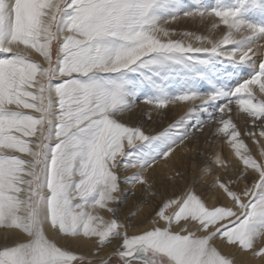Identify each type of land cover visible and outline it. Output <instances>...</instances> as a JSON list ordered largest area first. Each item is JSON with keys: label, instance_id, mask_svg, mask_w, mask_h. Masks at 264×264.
<instances>
[{"label": "snow or ice", "instance_id": "snow-or-ice-1", "mask_svg": "<svg viewBox=\"0 0 264 264\" xmlns=\"http://www.w3.org/2000/svg\"><path fill=\"white\" fill-rule=\"evenodd\" d=\"M181 15L214 17L220 23L210 31L222 25L225 34L170 30ZM257 15L264 17V0L211 6L195 0L192 8L181 0H0V227L27 238L0 249V264H109L58 246L46 226L65 238L94 240L93 255L119 240L117 264H234L214 241L264 258V159L253 158L231 115L235 105L250 118L253 142L256 129L264 137V19L250 18ZM244 69L248 76L237 86L222 82L230 70ZM173 78L182 82L175 94L166 85ZM196 81H206L208 90H198ZM138 85L152 90L142 102L158 112L179 102L193 107L147 135L118 120L136 107ZM214 121V135L226 138L235 163L218 153L202 170L210 175V164L235 173L212 183L228 204L209 207L186 188L161 201L150 222L163 226L132 236L117 219L98 214L115 215L110 205L122 202V183L150 191L147 170L177 148L191 151L187 142ZM257 146L264 158V146ZM122 168L139 171L121 181Z\"/></svg>", "mask_w": 264, "mask_h": 264}, {"label": "rangeland", "instance_id": "rangeland-1", "mask_svg": "<svg viewBox=\"0 0 264 264\" xmlns=\"http://www.w3.org/2000/svg\"><path fill=\"white\" fill-rule=\"evenodd\" d=\"M181 2L186 8H192L195 0H181ZM200 2L203 4L211 6V5L216 3V0H200ZM235 2H236V0H225V3H227V4H233ZM250 18L254 19V20L264 19V17H260L258 15L252 16ZM214 22L220 23L214 17H208V18L201 20L199 17L186 18L183 15H181L180 18H178L174 22L168 24L167 27L170 30H175L176 32L187 31V32L202 35L205 37L211 36L212 38L215 39V38H219L223 34H225L226 29L221 25L214 32L210 31L211 26ZM172 39L173 40H185V38L181 35L172 36ZM185 43H193L194 45L198 46V44L195 40H185ZM259 43L264 44V40L259 41ZM257 60H259V57H257ZM215 70L217 72H224V68L220 64L215 65ZM230 71H232V76L230 78L222 81L229 88L237 86L238 83L242 82V80L247 78V76H248V70L247 69L230 70ZM132 79L134 81H136L138 84L139 77L133 76ZM198 84L196 81L194 86L196 88H197V85L200 86V87H198V88H200V91L203 92V91L208 90V84L206 81H198ZM166 85L168 86V91L172 94H175L178 91L182 90V87H181L182 82L179 78L169 79L168 81H166ZM202 86H204V87H202ZM138 87H139V96H138V99L136 102V107H134L131 111L120 115L118 117L119 122L123 123L125 126H128V127H140L141 130L144 131L145 134H147V135H157L158 133L167 129L172 123H174L175 121H177L181 118V116L179 118L175 117V116H173V117L170 116L168 119H166V117H161V116H160V118L159 117L152 118V116L149 114L154 112V111H157V110H154L150 105L144 104L142 102L144 97L153 95L152 90L147 88V87H140L139 85H138ZM257 94H258V90H257ZM220 103H223V102L221 101ZM175 107H176L175 105H170L166 109H169V111H173L172 109ZM191 107H193V104H190L188 106L189 109ZM26 111L29 112V110H26ZM212 111L215 114V109H213ZM187 112H188V110L185 112V114H183V116H185L187 114ZM231 115H232V118L234 120V123L237 124V127L241 132V137L239 139L243 140V142L245 144H248V145L250 143H252L253 140L246 134V130L252 129V124L250 122V118H247L246 114H244V113L237 114V109H236L235 105L232 106ZM201 118L204 120L208 119V117L206 115L202 116ZM246 120L248 121L247 124L245 123ZM212 123L217 126L215 121ZM256 133H259V129H256ZM203 134H204V132H197L196 135L193 137V139H195L197 135H203ZM214 138L217 141L227 143L226 138L223 135H220L219 137L214 136ZM262 138L264 139V137H262ZM256 139H258L257 134H256ZM125 150L128 151L129 149L126 148ZM201 152H202V150H201ZM201 152L199 153L200 161L205 162V163L209 162L212 155L209 153H207V155H205L204 152H202V153ZM183 155H185V157L187 159V160L185 159V161H186L185 169H186L187 176L190 178L195 177L194 187H196V188L199 186H201L203 188L204 187L207 188L209 186V188H207V191H204L202 193L203 195L207 194L206 192H209L212 190V183H213L212 179H209L208 176L204 175V173L201 171V169L197 170L196 167H192V165L189 163L190 160H192L191 159L192 157L190 156L189 152L187 154L183 152ZM164 163H166L165 160H160L156 165H154L153 168L147 170V172L145 173V176H147V173L150 171L157 172L159 167H161ZM166 167H168V166L166 165ZM138 171H139V169H136V168H130L127 170H124L122 168L120 170L121 181H123L126 177L133 176ZM192 172H193V174H192ZM180 174L181 173L179 172V175ZM179 175H178V173L173 172V176L165 177L164 183L162 184V182H160L161 185H159L158 188H155L153 190V192L156 193L155 196L150 194L151 191L145 192V190H146L145 186L140 185L138 183L134 186L128 185V184H123V183L121 184V187L123 189H125L126 191L123 194L122 202H119V203H116L113 205V208L116 209V213H115V215H113V217H114V219H117L119 223L123 224L127 228L129 236L140 234L143 231L151 229L152 227L159 226V225H153V224H151V226H148V225H145L144 222H142L143 224L142 223L140 224L139 221L145 220V221L149 222L153 218H155L154 213L156 211H158V206L161 204V201H163L166 198V195L168 194V192L171 191L170 187L172 185L176 186L177 182L179 184L180 181L181 182L183 181V179L180 178ZM193 181L194 180L190 179L189 183L191 184V183H193ZM163 186H165L166 188L161 189V187H163ZM240 188L241 189L243 188L242 184L240 185ZM164 192H165V194H164ZM205 196H206L205 200H207L209 202L208 194ZM215 199L217 200V197L214 198V200ZM144 211L145 212L147 211L148 214L143 213ZM150 213H153V214L149 217L148 215ZM121 231H123V229H121ZM190 231L195 232L196 230H195V228H192V230L190 229ZM113 243H115L114 244L115 249L113 252V253H115V252H117L118 245L121 242L119 240H117V241H113L112 243H110L108 245L112 246ZM218 243L221 244L219 241H218ZM113 253L110 256H107V257L102 258V259H108L109 264H117V259L113 255ZM236 253H237V250L234 251V249L232 248L231 255L228 256L230 259L234 260V264H238L235 262V259H234L236 256ZM98 260H100V259H98ZM93 261H97V260H93ZM262 262H264V258H262Z\"/></svg>", "mask_w": 264, "mask_h": 264}, {"label": "bare ground", "instance_id": "bare-ground-1", "mask_svg": "<svg viewBox=\"0 0 264 264\" xmlns=\"http://www.w3.org/2000/svg\"><path fill=\"white\" fill-rule=\"evenodd\" d=\"M70 2V0H69ZM31 59L36 60L37 62L40 63H44L43 59L36 53H32ZM198 84V81H197ZM199 85V84H198ZM197 85V89L200 90V86ZM207 86V85H206ZM204 87V86H202ZM200 102L196 101V104L198 105ZM192 104V102H179L177 103L175 106V108H173V111H169V109H163L158 111H154L152 113H150L149 115L152 116V118H157L160 116L161 117H166V119H168L170 116L173 117H182L183 114H185V112L187 110H189L188 106ZM14 107V106H13ZM171 110V109H170ZM25 112V110H23ZM143 113V112H142ZM29 114L32 115H36V113H31L29 110ZM163 120V119H162ZM217 126L213 123L208 124L205 126L204 128V134L203 135H197L195 139H192L190 141L187 142L186 147L192 149L191 151H185L183 148H177L176 152L168 158V161H166V163H164L161 167H159L158 171H150L147 173L146 179H148V182L152 185L151 188V192H153V190L155 188H158L159 185H161L160 182H162V184L165 181V177H170L173 176V172L175 173H181L179 176L180 178L183 179V181L177 182V185L174 186L172 185L170 187L171 191L168 192V194L166 195V198H175L178 197L180 195L183 194V191L186 188H193L195 189V191L197 192L198 195H200L204 201L206 202V204L209 207H213V206H221L223 204H228L229 201H227L224 196L223 193L218 190V189H213L209 192H206L209 196L208 200H205V195L207 194H202L204 191H207V188H209V186L207 188H203L201 186L199 187H194V182H195V177H188L187 173H186V169H185V155H183L184 153H190V156L192 157L190 160V164L192 165V167H196L197 170L201 169V171L204 173V175L208 176L209 179H212V182L214 181V179H216L217 176H219L222 179H226V177L228 175L231 176H235V173L232 172L231 168H229L228 172L225 173V171L221 168H219L218 166L215 165H209L212 169L211 174L208 175L205 173V171L202 170V166L205 165V162L200 161V157H199V153L204 152L205 155H207V153L211 154L212 156L216 155V154H222L223 157L227 158L229 160L230 164H234L235 163V158H234V153L232 152V149L230 148V146L227 143L221 142V141H217L214 138V132L216 130ZM258 139H256L257 142H253L248 144H245L248 149L251 151V154L253 156V158H255L258 162H261L262 158L260 156V150L257 146V143L259 145L264 146V139L262 137L259 136V133H256ZM38 135V133H37ZM30 139L33 143H35V137H30L27 138ZM201 152V153H202ZM10 155H18L20 156L22 159L28 160L30 159V157H28L27 155H23L20 153H13V152H9ZM187 160V159H186ZM166 165L168 167H166ZM240 167H243L242 165H240ZM193 174V172H192ZM173 178V177H172ZM192 179L194 180L193 183H189V180ZM174 181V180H173ZM186 182V183H185ZM243 185V184H242ZM166 187L163 186L161 187V189H165ZM149 191V190H145ZM165 194V192H164ZM163 194V195H164ZM217 197V200L215 201L214 198ZM164 199V200H165ZM113 205H110V207L113 208ZM171 211V210H169ZM98 214L100 216H102L105 220H111L114 219L113 214L107 212L106 210H97ZM143 213H147V211L143 212ZM148 214V213H147ZM153 213H150L148 216L150 217ZM142 222H144L145 225L151 226V222H147V221H139V223L141 224ZM143 224V223H142ZM159 226H163L162 224H159ZM175 225L173 226L174 230H175ZM192 230L191 227H189V230ZM196 230V229H195ZM45 232L46 235H48V237L50 239H52L54 242H56L58 244V246L64 247L66 249H71L73 251L76 252L77 255H82L87 259H92V260H98V259H102L105 258L107 256H110L115 249V243H113V245H107L105 246L103 249L100 250V254L99 255H93V253H95L97 251L98 246L96 245L94 240H87V239H83L81 238L80 240H73V238H65L62 234H59L57 230H53L50 228V226H46L45 227ZM198 235H203V233H197ZM26 237L24 236V234L20 233L18 229H8V228H4V227H0V249H2L5 246H14L15 243L18 242H26ZM214 244L220 248L221 252L223 254H226L227 256L231 255L232 252V248L231 247H224L222 244H219L218 241H214ZM236 249H234L235 251ZM235 262L238 264H264V262H262V258H254L252 257L251 253H245L242 251H238L236 253L235 256Z\"/></svg>", "mask_w": 264, "mask_h": 264}]
</instances>
